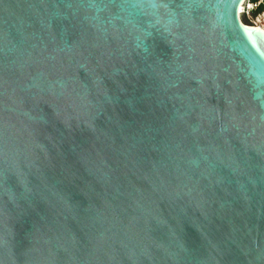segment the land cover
Masks as SVG:
<instances>
[{
	"label": "water",
	"instance_id": "obj_1",
	"mask_svg": "<svg viewBox=\"0 0 264 264\" xmlns=\"http://www.w3.org/2000/svg\"><path fill=\"white\" fill-rule=\"evenodd\" d=\"M240 1L0 0V264H264Z\"/></svg>",
	"mask_w": 264,
	"mask_h": 264
},
{
	"label": "built area",
	"instance_id": "obj_2",
	"mask_svg": "<svg viewBox=\"0 0 264 264\" xmlns=\"http://www.w3.org/2000/svg\"><path fill=\"white\" fill-rule=\"evenodd\" d=\"M240 11L238 12L239 20L245 25L258 27L253 18L264 16V0H241Z\"/></svg>",
	"mask_w": 264,
	"mask_h": 264
},
{
	"label": "flooded vegetation",
	"instance_id": "obj_3",
	"mask_svg": "<svg viewBox=\"0 0 264 264\" xmlns=\"http://www.w3.org/2000/svg\"><path fill=\"white\" fill-rule=\"evenodd\" d=\"M254 23L264 30V16H259L258 18H253Z\"/></svg>",
	"mask_w": 264,
	"mask_h": 264
},
{
	"label": "bare ground",
	"instance_id": "obj_4",
	"mask_svg": "<svg viewBox=\"0 0 264 264\" xmlns=\"http://www.w3.org/2000/svg\"><path fill=\"white\" fill-rule=\"evenodd\" d=\"M241 3V2H240ZM240 3L238 4V8H237V14L240 11ZM261 28V27H260Z\"/></svg>",
	"mask_w": 264,
	"mask_h": 264
}]
</instances>
